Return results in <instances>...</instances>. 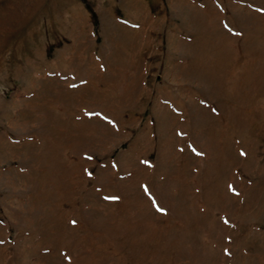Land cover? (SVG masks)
<instances>
[{
  "label": "rangeland",
  "instance_id": "1",
  "mask_svg": "<svg viewBox=\"0 0 264 264\" xmlns=\"http://www.w3.org/2000/svg\"><path fill=\"white\" fill-rule=\"evenodd\" d=\"M0 264H264V0H0Z\"/></svg>",
  "mask_w": 264,
  "mask_h": 264
}]
</instances>
